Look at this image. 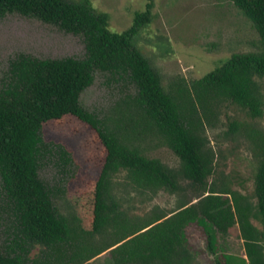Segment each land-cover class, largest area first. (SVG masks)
<instances>
[{
	"label": "trees",
	"instance_id": "trees-1",
	"mask_svg": "<svg viewBox=\"0 0 264 264\" xmlns=\"http://www.w3.org/2000/svg\"><path fill=\"white\" fill-rule=\"evenodd\" d=\"M254 23L263 49L235 53L203 78L180 79L169 88L135 44L152 21V5L136 12L133 25L111 29L110 16L91 0H0V20L9 14L39 19L85 39L83 58H46L20 53L10 61L7 82L0 89V194L13 232L0 246V264H84L110 252L115 264H185L189 259L186 230L203 228L216 264H264V133L250 130L259 166L255 178L256 206L242 193L207 188L214 172L212 154L202 134L203 117L223 102L264 114V0H230ZM97 71L134 87L131 98L146 130H156L181 159L173 170L146 156L132 143L128 129L112 126L81 103ZM74 117L93 135L92 159L97 176L81 168L64 187L73 211L58 210L57 191L42 177L46 148L43 128L52 121ZM55 144V143H54ZM65 165L71 152L55 145ZM125 172L136 187L177 191L180 179L203 193L198 201L181 202L170 213L141 223L120 219L111 191L115 174ZM114 230V238L96 243L97 236ZM218 233L244 240L247 258L221 253ZM40 247L37 257L31 253Z\"/></svg>",
	"mask_w": 264,
	"mask_h": 264
},
{
	"label": "rangeland",
	"instance_id": "rangeland-1",
	"mask_svg": "<svg viewBox=\"0 0 264 264\" xmlns=\"http://www.w3.org/2000/svg\"><path fill=\"white\" fill-rule=\"evenodd\" d=\"M94 8L110 16L111 29H129L136 12H145L152 5V21L135 38L136 46L159 72L163 85L185 79L203 78L221 62L235 53L258 52L263 49L261 36L254 23L230 0H91ZM20 53L42 59L76 57L86 54L84 36L67 33L57 26L39 19L9 14L0 20V89L7 82L10 61ZM264 91V79H258ZM135 89L127 81L113 79L103 72L95 73V80L81 95V103L97 113L112 126L128 129L132 143L148 157L159 159L173 170L181 168V159L156 130H146L141 115L131 98ZM202 134L207 150L212 154L214 172L207 188H229L246 195L256 206L255 178L259 166L257 148L250 130L264 133V114L253 117L246 109L231 102H223L203 117ZM43 136L50 144L46 148L41 177L57 191L55 203L63 215L73 209L64 195V187L78 169L97 176L92 159L93 135L76 118L68 116L52 121L43 128ZM55 143V144H54ZM56 144L71 152L73 164L65 165ZM111 191L120 208V219L141 223L159 213L175 211L181 202L198 201L203 190L180 179V188L152 189L134 186L125 172L114 175ZM252 222L260 229L264 225L256 218ZM13 227L0 194V246L12 235ZM189 259L185 264H216V256L207 247L202 227L191 224L186 230ZM114 238V230L97 236L96 243ZM219 256L228 253L247 258L244 240L218 233ZM36 246L31 257H37ZM84 264H115L110 252Z\"/></svg>",
	"mask_w": 264,
	"mask_h": 264
}]
</instances>
